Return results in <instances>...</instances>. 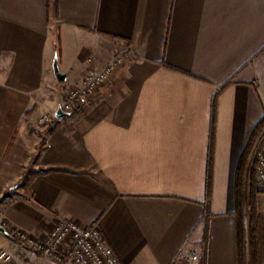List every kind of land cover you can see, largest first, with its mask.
I'll return each mask as SVG.
<instances>
[{
	"label": "crops",
	"instance_id": "crops-1",
	"mask_svg": "<svg viewBox=\"0 0 264 264\" xmlns=\"http://www.w3.org/2000/svg\"><path fill=\"white\" fill-rule=\"evenodd\" d=\"M56 1L53 18L45 0H0V221L43 234L97 220L120 264H186L187 243L204 264H238L235 175L264 116V0ZM126 49L81 113L36 122Z\"/></svg>",
	"mask_w": 264,
	"mask_h": 264
},
{
	"label": "built area",
	"instance_id": "built-area-1",
	"mask_svg": "<svg viewBox=\"0 0 264 264\" xmlns=\"http://www.w3.org/2000/svg\"><path fill=\"white\" fill-rule=\"evenodd\" d=\"M130 54V50L126 49L102 67H88L80 81L67 87L64 98L58 104L61 110L70 113L88 104L99 88L116 75ZM57 107L50 114H43L40 122L47 125L56 120ZM252 150L256 182L258 187L264 190V128L257 135ZM0 227L7 229L11 235L10 244L0 247V263L24 264L16 253L21 247H26L53 264H120L97 220L84 224L70 218H59L43 234H33L3 222ZM200 254L199 246L188 243L177 253L184 258L186 264H197Z\"/></svg>",
	"mask_w": 264,
	"mask_h": 264
},
{
	"label": "trees",
	"instance_id": "trees-1",
	"mask_svg": "<svg viewBox=\"0 0 264 264\" xmlns=\"http://www.w3.org/2000/svg\"><path fill=\"white\" fill-rule=\"evenodd\" d=\"M49 13L57 18L56 0H45ZM78 107L71 115L82 112ZM264 128V116L253 128L249 140L240 155L235 175V218L238 264H264V214L259 211L258 198L264 190L258 189L252 148L257 135ZM210 192V184L207 186ZM197 264H204L199 257Z\"/></svg>",
	"mask_w": 264,
	"mask_h": 264
},
{
	"label": "water",
	"instance_id": "water-1",
	"mask_svg": "<svg viewBox=\"0 0 264 264\" xmlns=\"http://www.w3.org/2000/svg\"><path fill=\"white\" fill-rule=\"evenodd\" d=\"M52 68H53V73H54V76H55L56 80L59 81V82H64L65 79H66V74L59 70L57 56H55L54 59H53ZM69 116H70V113L63 112L61 110L60 106L57 107V109L55 111V117L57 119L62 120V119H65V118H67ZM0 231L4 235H6L7 237H11V235L9 234V232L5 228L0 227Z\"/></svg>",
	"mask_w": 264,
	"mask_h": 264
},
{
	"label": "rangeland",
	"instance_id": "rangeland-1",
	"mask_svg": "<svg viewBox=\"0 0 264 264\" xmlns=\"http://www.w3.org/2000/svg\"><path fill=\"white\" fill-rule=\"evenodd\" d=\"M51 112H49V111H46V112H43V113H40V114H38V116H36V118H37V120H36V122L40 125V126H43L44 128L45 127H48L49 125H51V123L52 122H49L47 125H44V124H42L41 122H40V118H41V116L43 115V114H50ZM253 149V148H252ZM253 151V150H252ZM252 160H253V152H252ZM258 186V185H257ZM258 189H260L259 187H258ZM260 190H262V189H260ZM258 208H259V211L261 212V213H263L264 214V194H262V195H260V197L258 198ZM1 222H3V223H5L4 221H0V223ZM6 224V223H5ZM10 226V225H9ZM10 227H12V226H10ZM4 228V227H3ZM14 228V227H13ZM7 230V229H6ZM10 234V233H9ZM17 254V257L19 258V259H21L22 261H23V263L24 264H26L25 263V260H23V258H22V254L21 253H19V252H17L16 253ZM0 264H4V263H0Z\"/></svg>",
	"mask_w": 264,
	"mask_h": 264
}]
</instances>
